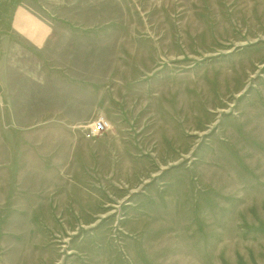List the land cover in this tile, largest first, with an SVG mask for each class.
Returning a JSON list of instances; mask_svg holds the SVG:
<instances>
[{
	"label": "rangeland",
	"instance_id": "obj_1",
	"mask_svg": "<svg viewBox=\"0 0 264 264\" xmlns=\"http://www.w3.org/2000/svg\"><path fill=\"white\" fill-rule=\"evenodd\" d=\"M35 2L53 36L0 51V264H264V0Z\"/></svg>",
	"mask_w": 264,
	"mask_h": 264
},
{
	"label": "crops",
	"instance_id": "obj_2",
	"mask_svg": "<svg viewBox=\"0 0 264 264\" xmlns=\"http://www.w3.org/2000/svg\"><path fill=\"white\" fill-rule=\"evenodd\" d=\"M35 4V0L1 1L0 51L9 36H23L37 48L53 36L52 22L37 11ZM1 152V156L6 153ZM0 168L4 166L0 165Z\"/></svg>",
	"mask_w": 264,
	"mask_h": 264
},
{
	"label": "built area",
	"instance_id": "obj_3",
	"mask_svg": "<svg viewBox=\"0 0 264 264\" xmlns=\"http://www.w3.org/2000/svg\"><path fill=\"white\" fill-rule=\"evenodd\" d=\"M2 0H0L1 3ZM108 125V122L106 120L100 119L94 122L93 130L94 132H101L103 131ZM93 132V131H92Z\"/></svg>",
	"mask_w": 264,
	"mask_h": 264
}]
</instances>
